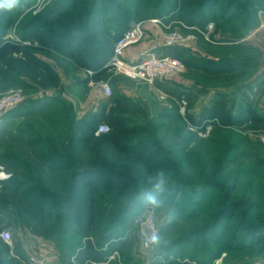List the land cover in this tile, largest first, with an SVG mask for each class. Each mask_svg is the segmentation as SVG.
Listing matches in <instances>:
<instances>
[{
	"label": "trees",
	"instance_id": "trees-1",
	"mask_svg": "<svg viewBox=\"0 0 264 264\" xmlns=\"http://www.w3.org/2000/svg\"><path fill=\"white\" fill-rule=\"evenodd\" d=\"M155 1L151 11L157 15L147 13L144 0H52L37 16L28 15L18 24V44L0 37V93L14 88L56 94L67 90L56 70L40 58L51 52L62 57V61L57 58L58 63L68 74L94 72L85 83L76 82L77 86L109 78L113 84L133 85L129 79L113 78L103 67L115 42L132 22L153 18L184 34L196 33L191 28L203 30L209 23L216 26L214 32L225 38L224 43L213 46L222 60L206 63L184 47H165L162 54L182 60L188 71L207 73L209 77L201 76L202 80L237 81L254 69L248 55L254 53L253 48L237 42L254 29L258 12H264V0ZM154 87L172 104L159 115L165 117L168 111L170 119L178 123L167 152L148 136L150 129L161 125H130L141 108L135 100L115 93V86L105 114L87 112L77 119L60 94L27 100L7 114L2 121L41 109L39 112L53 115L60 128H68L70 135L63 144L58 137L56 142L61 146L54 147L65 154H35L36 160L30 164L28 153V160L20 159L23 151L44 149V141L37 139L27 145L23 140L27 129L21 125L17 135L6 126L0 129V146L6 152L0 155V166L11 176L0 182V230L3 220L8 219L29 229L36 238L53 240L61 264H127L123 257L125 228L151 192L168 197L174 222L184 219L193 223L189 231L182 230L180 244L213 252L211 262L223 255H241L250 262L264 258V156L257 146L256 154L248 151L254 149L249 134L264 133V115L248 103L246 95L243 103L228 107L229 95L217 92L199 120H217L212 137L188 149L185 122L176 103L181 96L189 101V96L171 82H156ZM249 87L245 86L251 90ZM188 119L196 123L190 115ZM101 124L110 130L96 137ZM50 127L53 131L57 128L55 124ZM243 158L251 162L239 163ZM190 159L198 164L193 165ZM193 168L197 188L190 182ZM161 176L165 183L163 191L157 193L153 185ZM177 248L168 247L164 253L173 254ZM114 254H119L118 260L111 259ZM173 256L153 264H180L179 256ZM0 264H20L9 256L1 240Z\"/></svg>",
	"mask_w": 264,
	"mask_h": 264
},
{
	"label": "rangeland",
	"instance_id": "rangeland-1",
	"mask_svg": "<svg viewBox=\"0 0 264 264\" xmlns=\"http://www.w3.org/2000/svg\"><path fill=\"white\" fill-rule=\"evenodd\" d=\"M144 1L146 2L143 4L148 8L146 10L147 13H149L150 15L151 14L157 15V13H153L154 10L151 11L157 2L155 0H144ZM261 13H264V12L259 11L257 14V21H256L257 23H258L259 15ZM257 23L254 29L256 28ZM214 29H216V26ZM197 41L198 39L196 40V43ZM217 43H220V42H217ZM221 43H224V41H222ZM243 44H246L247 46H250L253 48L254 53L248 54V55L250 57V61L252 65L254 66V69L250 70L249 73H247L246 75H244L241 79L237 81H227L226 79H225V82H222L220 80L207 81L208 82L207 85L211 89L223 90L224 94L229 95L227 98L228 103H229L228 107L234 104L236 106L238 103H243L242 97L243 95H246V97L248 98V103L252 105L253 107L259 109V112H262L261 114L264 115V34H257L250 41L243 43ZM185 75H186V69H185V73L181 77H184ZM112 76L113 78H116V77L124 78L121 76H114V75ZM75 84H72L70 86L68 85L66 86L64 84L63 86H65L67 90H61L59 94L62 96L64 100H66L72 106L73 112L76 114L77 119H81L82 118L81 114L85 113V109H87L89 106H92L90 105V102H92L93 99L90 98L91 93L88 91L89 90L88 88L83 90L84 89L83 86L79 87ZM136 84L134 83V85H130V84L121 83V82L116 83L115 93L119 94L121 97L122 96L128 97V95L131 96L129 98H132L133 100H135L138 106L141 108L140 112L137 115L132 117V122L130 123V125H133L134 123H136L140 125L153 124L156 127H158L159 125L162 126L155 130L150 129L148 136L153 137L155 140H158V142L161 143V149L167 152L168 148L172 145L173 140L175 139L174 135H175V131L177 130L178 123H175L174 119L172 120L170 119L168 111L165 117H161L160 115L162 114L164 110L171 109V106H172L171 101H169V98L167 96H164V95L159 96L158 94H154V92L151 91L152 86L146 85L144 83H139L137 85ZM248 84H250L249 88L251 90H248L245 88V86ZM73 87H76V89ZM18 89H21L23 91L26 97L25 102L27 100H41L46 97L45 93L42 94L39 91L25 90L23 88H18ZM65 91L67 92L69 96L63 95V92ZM92 91H97V89H93ZM113 94H114V89H113ZM216 95L217 94H215L214 96L210 98L201 97L202 99L200 97L193 96L191 101L190 99L189 101L187 100L188 115H190L196 122H199V120H201V117L205 115V112L210 109V106L213 103ZM108 106L110 107V105H107V107ZM38 108H42V107L38 106ZM33 111L30 113L25 112L26 115L24 116L18 115L17 113L16 115H13V117H11L10 121L6 122V128L14 134L17 133L18 127L20 125L23 128L27 129L26 134L23 135L24 136L23 140L24 142H26V144L30 143L33 140H37V139L44 141L43 143L44 149L37 148L33 150V148H30V149L28 148L27 149L28 151L27 150L23 151L24 149H22L24 154L21 155L20 159L25 161L27 159L26 154L28 153L29 156L31 157L30 164H34L36 160V159L35 160L33 159L35 154H41V153H47V154L51 153L52 154L54 152H57L58 153L57 155L65 154L63 152V149L61 150L58 147L61 146L59 144L60 142H62L63 144L68 141L69 135H70L69 129L60 128L59 124L56 123V121H53L55 120V117L53 115H50L52 116V118H50V116L47 115L46 112L44 113L39 112L41 111V109H37L34 112ZM178 113H179V110H178ZM158 116H160L161 118L160 117L157 118ZM63 118H62V121L64 122ZM52 121L53 123H51ZM182 121L184 122V120ZM192 123H195V122H192ZM51 124H55L57 126L55 131L51 129L50 127ZM64 124L67 125V123H64ZM213 129L214 127L212 128V130ZM28 130L29 131L31 130V131L28 132ZM212 134H213V131H211L210 134L206 138L199 137L197 135H194L193 133H190L187 130V126H186V130L184 131V136H187L189 140L190 145L188 149L191 147L196 148L199 144H202L204 141L212 137ZM261 134L263 133L249 134L248 136L249 142L252 143L251 147L254 148L252 149V153H251V150H248L249 154H252V155L256 154V150L258 147L260 154H261L260 156L262 157L264 156L263 155L264 154V143L262 142L263 140H262V137L260 136ZM58 137H60L59 143L56 142ZM4 138L9 139V137L7 136ZM53 143H55L56 145H53ZM17 146L18 144L16 142V147ZM55 146H58L57 148L59 149V151L55 150L54 148ZM5 153L6 152L3 151V147L0 146V155L5 154ZM0 161H1V158H0ZM27 162L29 163V161ZM250 162L251 160L244 159V158L239 161V163L243 165L249 164ZM192 164L197 165L198 162L194 159L192 160ZM0 168H3V166H0ZM195 168L191 169L193 176L190 178V182L194 185L195 188H197L196 181L198 180V178H197V174H195L196 172ZM6 174L8 173L6 172ZM0 188H1V184H0ZM159 198L163 201V205L160 208H153L151 205H148L145 202L144 204H141L140 208L137 210L136 216L132 218L129 224L126 225L125 232H124L125 234L123 236V240H125L126 242V247L123 251L124 252L123 257H124V261L127 262V264H153L155 260L171 259L174 257L173 254H176V256H179V260H181L180 264H264V258H260V259L250 262V260L248 259L246 260L245 258L243 259L241 255L231 256L229 258L223 255L222 258H220L218 261L211 262L209 258H212L214 254L213 252H208L201 248L193 249L192 247L184 246L182 243L180 244L179 240L181 239L182 232L185 230L186 232L189 231L193 223H190L191 221L189 222L187 220L182 221L184 219H182L181 221L174 222V219H172V216H171V208H170V202L168 201L169 200L168 197L161 196ZM147 206L152 207L153 213L156 216V221L158 223V228H159V237H160L159 244L158 245L155 244L152 247V249L149 251H146L141 247V243L137 235V222L139 221V219H141V217L145 213ZM1 228L2 229L8 228L12 230L14 239H15V244H16V252L18 253L22 252L20 249L21 243H23L22 241L28 243V241H26L27 236L36 239V237H34L31 234L29 229H27L24 226H20V225L17 227L15 226V223L13 221H10L8 219L3 220V224ZM37 239L42 244H45V246H47V249L48 247L52 248V250L56 253L57 258H58L57 246L53 240H45V239H40V238H37ZM178 246L180 247V249L177 248ZM168 247H176L177 251H175L173 254L167 253V252L164 253ZM20 256H24V254ZM112 258L115 260H118L119 254H114ZM241 259H243L244 261Z\"/></svg>",
	"mask_w": 264,
	"mask_h": 264
},
{
	"label": "built area",
	"instance_id": "built-area-1",
	"mask_svg": "<svg viewBox=\"0 0 264 264\" xmlns=\"http://www.w3.org/2000/svg\"><path fill=\"white\" fill-rule=\"evenodd\" d=\"M47 0H38L39 6L45 4ZM156 26L163 31L162 44L165 47H184L191 48L195 46L198 36L202 37L206 42L217 44L212 40L215 25L209 23L203 30L191 28L196 33L183 34L178 30H171L172 24H166L161 19H152L145 22H132L129 28L115 42L111 56L103 70L114 76H121L132 81L144 83L149 86L155 85L156 82H170L180 78L185 73V65L182 60L171 56H162L155 53H146L141 56L136 62H128L124 59L127 49L141 43L145 36V25ZM264 34V13H261L258 18L256 28L251 31L245 38L237 43H246L255 35ZM89 76L94 75V72L89 71ZM101 91L106 99H110L113 95L112 88L109 84L101 85ZM25 95L21 89H12L5 93H0V122L12 110L21 106L25 102ZM179 114L184 120L187 130L199 137H207L217 120H205L192 123L188 119L187 99L181 96L177 101ZM109 127L106 124L98 126L95 136L107 134ZM264 143V133L260 135ZM10 175L6 174L3 168H0V182L6 181ZM155 234L159 236L158 223L156 216L153 213L151 206L146 207V211L137 222V235L139 237L141 247L149 251L155 244L150 242V237ZM0 240L8 247L9 256L17 260L20 264H61L58 260H50L39 254L28 253L22 257L16 252V244L14 235L11 229L4 228L0 230ZM111 259H113L111 257ZM96 264V263H91Z\"/></svg>",
	"mask_w": 264,
	"mask_h": 264
},
{
	"label": "crops",
	"instance_id": "crops-1",
	"mask_svg": "<svg viewBox=\"0 0 264 264\" xmlns=\"http://www.w3.org/2000/svg\"><path fill=\"white\" fill-rule=\"evenodd\" d=\"M52 0H47L45 4L42 6H39L38 0H20L19 5L12 9V10H0V37L3 38L4 42L7 43H17L19 42L18 40V24L25 19L26 16L30 15L31 17L37 16L39 13H41L44 8L51 2ZM5 17L6 18L5 20ZM7 22H9V26L7 25ZM24 29V28H23ZM175 30H179L178 28H175ZM145 32L146 36L144 40L139 43L138 45H135L133 47H130L129 49L126 50L124 59L128 62H136L138 59L141 58L142 55L146 53H155L157 55H162L165 51V46H163L162 41H163V31L161 28H158L156 26H151L149 24L145 25ZM22 33V31H21ZM212 40L215 42H220L224 41L225 38L220 35L219 33L213 32L212 34ZM203 42H206L203 39ZM25 46H30L29 42H23L22 43ZM211 44V46L205 45L204 43H200V40L198 38L197 43L195 46L189 48L191 52L195 56H199V58H202L203 60L207 62H218L219 60H222V56L219 57L218 55L215 54V48L213 46H216L217 44ZM15 58H18V54H14ZM40 58L42 61L46 62L47 64L51 65L58 75L61 78L62 85H72L75 84L76 82H84L90 78L88 75V70H83V71H75L71 73H67L58 63L59 61H62V57L58 56L55 53L51 52L50 56L46 55H40ZM58 58V59H57ZM107 63V62H106ZM92 72V71H91ZM188 76L180 77L177 79H174L171 82V84H174L179 91L187 93L189 96L190 101L192 100V97H203V98H210L214 96L217 92H223V90L220 89H211L207 85V81H211L208 79H201V76H205V78L209 77L207 73H202V71H199L195 73V69H190L189 71L186 70ZM189 72V73H188ZM193 76L197 77L198 80L193 79ZM18 79V77H16ZM1 80V77H0ZM25 80V79H24ZM27 80V79H26ZM73 80V81H71ZM73 82V83H72ZM112 79L109 78L108 80L100 79L98 82H93L90 81L87 86H83V90L86 89V87L89 89L88 91L91 93L90 98L93 99L92 102H90V105L87 109H85V113H82L81 116L83 117L87 112L99 114V113H107L108 107H107V102L109 99H106L101 91V85L102 84H109L110 87H114L115 83H112ZM134 82V81H133ZM72 83V84H71ZM135 84L137 82H134ZM139 84V83H137ZM136 84V85H137ZM134 85V84H133ZM65 87V86H64ZM80 87V85H79ZM111 87V88H112ZM76 89V87H73ZM16 89V88H14ZM93 89H97V91H92ZM12 90V89H10ZM9 91V90H8ZM42 94L45 93L46 97L48 96H57L59 93L56 94L54 91H42L38 90ZM151 91L154 92V94H158L159 96H166L162 91L158 90L156 87L152 86ZM44 94V95H45ZM63 95L66 96L68 95L67 92H63ZM69 96V95H68ZM131 97L128 95V98ZM132 99V98H130ZM202 99V98H201ZM200 100V99H199ZM109 105V104H108ZM11 117L9 119H6L2 121L0 124V129H2L4 126H6V122L10 121ZM26 241L28 243L22 241L21 243V254H24L26 256L28 253H36L39 254L47 259L50 260H58L56 253L52 250V248L47 249V246L45 244H42L37 238H31L27 236ZM22 256V257H24Z\"/></svg>",
	"mask_w": 264,
	"mask_h": 264
},
{
	"label": "clouds",
	"instance_id": "clouds-1",
	"mask_svg": "<svg viewBox=\"0 0 264 264\" xmlns=\"http://www.w3.org/2000/svg\"><path fill=\"white\" fill-rule=\"evenodd\" d=\"M20 3V0H0V10L6 9V10H12L14 8H16ZM164 179L162 178H158L153 187L156 190V192H161L163 191V186H164ZM146 199V203L148 205H151L153 208H160L163 205V201L158 197V195L154 194V193H147L145 196ZM150 242L152 244H159L160 242V237L158 235L153 234L150 237Z\"/></svg>",
	"mask_w": 264,
	"mask_h": 264
}]
</instances>
